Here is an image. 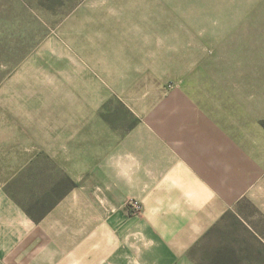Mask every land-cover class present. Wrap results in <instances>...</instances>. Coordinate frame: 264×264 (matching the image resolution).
I'll return each instance as SVG.
<instances>
[{"label":"crops","instance_id":"1","mask_svg":"<svg viewBox=\"0 0 264 264\" xmlns=\"http://www.w3.org/2000/svg\"><path fill=\"white\" fill-rule=\"evenodd\" d=\"M113 22L71 19L39 51L29 21L0 52L1 73L14 64L0 101L32 107L29 128L13 115L14 150L0 145V264H264L262 82L257 101H183L186 75L155 98L158 60ZM32 150L62 189L46 207L6 188L26 167L7 152Z\"/></svg>","mask_w":264,"mask_h":264},{"label":"rangeland","instance_id":"2","mask_svg":"<svg viewBox=\"0 0 264 264\" xmlns=\"http://www.w3.org/2000/svg\"><path fill=\"white\" fill-rule=\"evenodd\" d=\"M89 18L101 20L107 29L117 20L121 39L145 46L151 59L158 60L160 83L150 81L149 86L155 98L172 96L186 75L183 101H257V82L264 86V0H0V52L13 47V37H24L29 21L36 22L41 51L47 40L62 35L71 19ZM31 29L34 32L33 25ZM13 66L11 62L0 72V81L10 76ZM121 97L118 92L114 98ZM30 106L0 101V145L7 151L14 150L13 115L22 109V129L29 128ZM108 108L119 113L123 107L113 102L105 109L110 113ZM6 156L21 157L16 164L26 165L5 171L11 177L6 188L16 198H39L46 207L60 196L62 189L45 154L32 150L29 156ZM259 255L264 258L258 252L252 257Z\"/></svg>","mask_w":264,"mask_h":264},{"label":"built area","instance_id":"3","mask_svg":"<svg viewBox=\"0 0 264 264\" xmlns=\"http://www.w3.org/2000/svg\"><path fill=\"white\" fill-rule=\"evenodd\" d=\"M128 211L132 215H137L142 212V205L139 201L131 199L126 203Z\"/></svg>","mask_w":264,"mask_h":264},{"label":"trees","instance_id":"4","mask_svg":"<svg viewBox=\"0 0 264 264\" xmlns=\"http://www.w3.org/2000/svg\"><path fill=\"white\" fill-rule=\"evenodd\" d=\"M74 184V183H73ZM75 185V184H74Z\"/></svg>","mask_w":264,"mask_h":264}]
</instances>
